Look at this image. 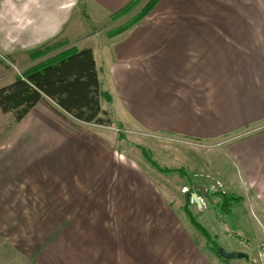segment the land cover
Segmentation results:
<instances>
[{
  "label": "crops",
  "instance_id": "obj_1",
  "mask_svg": "<svg viewBox=\"0 0 264 264\" xmlns=\"http://www.w3.org/2000/svg\"><path fill=\"white\" fill-rule=\"evenodd\" d=\"M130 1L0 0V59L26 70L56 54L30 59L55 42L90 49L124 128L219 148L233 173L203 156L212 174L200 186L211 196L218 182L217 193L264 212V0H160L139 25L109 38L108 21ZM98 20L105 27L85 37V22ZM3 73L0 89L15 80ZM109 130L46 99L18 123L0 111V241L31 231L30 264H224ZM200 166L188 163L191 173ZM203 200L219 217L215 229L225 218L218 200ZM193 206V216L203 210Z\"/></svg>",
  "mask_w": 264,
  "mask_h": 264
},
{
  "label": "rangeland",
  "instance_id": "obj_2",
  "mask_svg": "<svg viewBox=\"0 0 264 264\" xmlns=\"http://www.w3.org/2000/svg\"><path fill=\"white\" fill-rule=\"evenodd\" d=\"M147 1L148 0H145L137 10H135L132 14L124 18H121L116 21L110 19L111 21H108V25L111 26L109 32L117 29V27L124 25L128 20H130L133 17V15L139 12L140 8H142ZM186 8H188V6H186ZM195 8L199 9L197 5L195 6ZM88 14L91 15L89 11ZM139 24L140 22L136 23L135 25H139ZM104 27L105 24L103 23V20H98L97 25L91 24L90 22H85L84 36L89 37L92 34H97L101 32V30ZM90 39H87L84 43L81 44H83L84 46L90 45V41H89ZM66 47L70 48L68 44L66 45ZM6 61L7 63H2L3 66H0L1 71L5 73V71L8 70L15 78L21 77L22 74L27 70V69L26 70L22 69V67L17 66L13 63H9L8 60ZM101 102H103L104 105L103 108L106 107V109H109L107 106L108 104H106V102H104L103 100H101ZM109 133L111 137L117 139V145L120 149L124 150L126 153L132 154L134 156L133 158L135 162L139 164V166L143 170H145L153 180L154 178H157L160 181L162 187L164 188V197L168 202L172 204L174 209H179V210L183 209L185 212V209L187 210V206H188V210L193 214L194 204L191 203L192 200L190 198H187L186 195L187 194L199 195L200 193L194 191L193 187L189 188V184H194L199 186L204 184V181L200 177L202 176L205 177L206 175H208L207 170L208 172H211L209 171V167H207L206 169L203 161H201V163L198 162V160L203 159L202 158L203 156H210V155L215 156L216 162L214 166L218 170H224L225 172H229L230 174L233 173L232 165L226 160V158L224 157V155L222 154L219 148L215 150H211V149L208 150L209 147L204 145L203 143L193 144L189 141H182L173 138L160 139L159 137L153 135L147 136L140 131L128 130L127 128H124L123 125L120 131L115 126L110 127ZM119 134L124 136L123 140H121ZM194 145L196 148L193 147ZM141 150L147 152L149 156V160H146L144 154L141 153ZM189 162H192L196 166H198V164L201 165L202 167L201 166L200 167L202 173H199V171L197 173L194 172L191 173L189 169L190 167H188ZM151 163L158 166L159 169L154 167ZM172 170L175 171L180 170V171L177 173L175 171L173 172ZM194 175H196V178L193 177ZM198 175L200 176L198 177ZM213 185L214 187H216V189H214V191H216L215 193L221 192V190H219L220 188H218L219 186L218 182H215ZM236 195L239 196L244 194L241 191H239V193H237ZM217 200L219 199L215 198L212 199V201L210 202L212 204L213 201H217ZM200 205H201L200 209L203 208V210H199V213H195L194 217L196 221L203 228H205V230L208 231V234L212 238V241L215 242V244H218L220 248H222L227 253H238V254L246 255L248 257L247 260L244 259L229 260L227 264H253L252 263L253 260L257 261L256 264H264L263 262L258 260L260 249L264 245V214H263L264 212L263 211L259 212L253 207L252 204H248L245 201L243 203L239 201L238 206H235L234 215L233 216L223 215L225 218L222 219L223 221H221V225L220 226L217 225V228L215 227L214 229V226L212 227L214 223L213 219L219 220V217L217 218V216L213 214L212 212L213 209H210L208 207V203H206V201H203V204ZM216 206L218 207V204ZM207 207H208V211L205 209ZM209 210L212 216L209 215L210 213ZM205 212L208 213L207 222L203 220L204 219L203 214H206ZM84 214L85 215L83 218L85 221V219H89V215H86L85 212ZM186 226L190 228L189 222H187ZM67 228H68V233H75L77 231V226L75 225H69ZM92 228L93 227L91 225L84 226V232H91ZM48 229L49 228H47V230ZM51 229L52 230L56 229V227H51ZM27 232L28 233H21L19 238L18 237L10 238V236H8L9 239H7V241L11 245H9L8 242L5 240L0 241V264H7V263L10 264L11 262H12L11 264L32 263L33 257H31V255L36 250L34 245L35 241L32 242L31 235L29 237V233L31 231L30 232L27 231ZM5 237L6 236L4 235V238ZM205 242L207 243L206 240ZM256 245H258L257 248ZM18 246L19 249L21 250L19 251L20 255L18 256V258L13 259V250H14L13 248L14 247L18 248Z\"/></svg>",
  "mask_w": 264,
  "mask_h": 264
},
{
  "label": "trees",
  "instance_id": "obj_3",
  "mask_svg": "<svg viewBox=\"0 0 264 264\" xmlns=\"http://www.w3.org/2000/svg\"><path fill=\"white\" fill-rule=\"evenodd\" d=\"M144 1L131 0L114 13L111 19L116 21L132 14ZM159 1L148 0L130 20L108 32L107 36L115 37L141 22L152 12ZM66 45L65 42H55L33 52L30 55L32 61L56 54L28 68L21 77H16L13 83L0 89V111L3 114L12 113L14 122L18 123L37 103L46 99L77 122L109 128L115 126L120 131L121 122L109 109L101 108V100L109 104L111 99L100 89L92 51L90 49L77 50L75 47L67 48ZM119 137L121 140L124 139V136L120 134ZM141 153L144 154L146 160H149L146 151L141 150ZM152 165L159 169L158 166ZM193 185L189 184V188ZM199 196L202 197L200 194ZM208 197L211 200L219 199L217 204L223 215H229L232 206L240 200L222 193H214L210 196L206 191V196L202 198ZM185 212L194 229L207 241L210 251L224 264H227L228 261L217 254L220 246L212 241L208 231L196 221L188 210V206Z\"/></svg>",
  "mask_w": 264,
  "mask_h": 264
},
{
  "label": "water",
  "instance_id": "obj_4",
  "mask_svg": "<svg viewBox=\"0 0 264 264\" xmlns=\"http://www.w3.org/2000/svg\"><path fill=\"white\" fill-rule=\"evenodd\" d=\"M193 190L196 191V192H199L202 197L206 196V189L203 186L193 185ZM186 196H187V198H190L192 200V202L198 208L201 207L197 194H191V195L187 194ZM217 254L219 255V257H221L222 259H224L226 261H229V260H241V259L247 260L248 259V257L246 255L238 254V253H227L222 248L218 249Z\"/></svg>",
  "mask_w": 264,
  "mask_h": 264
},
{
  "label": "built area",
  "instance_id": "obj_5",
  "mask_svg": "<svg viewBox=\"0 0 264 264\" xmlns=\"http://www.w3.org/2000/svg\"><path fill=\"white\" fill-rule=\"evenodd\" d=\"M0 61L1 62H3V63H7V61L6 60H4V59H0ZM9 65V64H8ZM12 68V67H11ZM214 186H210V191H214ZM198 199H199V203L200 204H203V198L202 197H198ZM201 206V205H200ZM258 260H260L261 262H263L264 263V245L261 247V249H260V252H259V257H258ZM252 263L253 264H256L257 263V261L256 260H253L252 261Z\"/></svg>",
  "mask_w": 264,
  "mask_h": 264
}]
</instances>
